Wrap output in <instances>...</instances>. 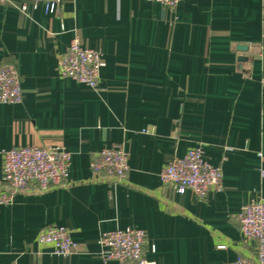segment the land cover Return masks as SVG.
<instances>
[{
    "label": "crops",
    "instance_id": "obj_1",
    "mask_svg": "<svg viewBox=\"0 0 264 264\" xmlns=\"http://www.w3.org/2000/svg\"><path fill=\"white\" fill-rule=\"evenodd\" d=\"M9 1L0 3V66L17 67L23 99L0 103V151L60 145L70 164L66 185L0 203V264H102L100 233L127 227L146 232L145 258L156 264L254 258L237 214L264 199V0H179L172 9L62 0L53 12ZM75 35L102 53L97 89L57 71ZM119 142L125 179L98 178L91 161ZM198 144L220 166L222 189L199 198L162 185L163 166ZM1 163L0 154V194ZM49 225L69 229L71 253L36 241Z\"/></svg>",
    "mask_w": 264,
    "mask_h": 264
},
{
    "label": "built area",
    "instance_id": "obj_2",
    "mask_svg": "<svg viewBox=\"0 0 264 264\" xmlns=\"http://www.w3.org/2000/svg\"><path fill=\"white\" fill-rule=\"evenodd\" d=\"M42 2L47 11L57 10L62 0H33ZM163 7L175 8L179 0H153ZM10 2L0 0V3ZM21 10L24 6L21 5ZM104 65L99 50L84 46L74 36L58 56L57 71L92 89L98 88L99 72ZM23 99L20 74L10 63L0 66V103L16 104ZM1 174L5 188L0 194V203H12L18 192L46 190L68 183L67 173L70 153L60 145H23L0 151ZM91 170L98 178L123 181L128 171V152L123 142L101 149L98 157L91 161ZM261 175L264 170L261 169ZM160 183L171 186L177 193L191 190L199 198L205 197L209 189L218 191L223 187L220 166L209 163L201 145L190 147L184 155L167 162L159 173ZM241 234L254 242L255 256L247 259L237 256L230 264H264V199L249 200L237 214ZM40 245L47 246L54 254L67 255L75 247L70 231L64 225H49L36 235ZM98 242L102 248V264L114 260L118 264H156L145 258L146 232L136 227L103 231ZM218 248H225L220 244ZM154 248L152 247V250Z\"/></svg>",
    "mask_w": 264,
    "mask_h": 264
},
{
    "label": "water",
    "instance_id": "obj_3",
    "mask_svg": "<svg viewBox=\"0 0 264 264\" xmlns=\"http://www.w3.org/2000/svg\"><path fill=\"white\" fill-rule=\"evenodd\" d=\"M239 46H240L241 48L246 49V45H243V44H242V45H239ZM245 58H246V57L241 56V57H239V60L242 61V60H245Z\"/></svg>",
    "mask_w": 264,
    "mask_h": 264
}]
</instances>
